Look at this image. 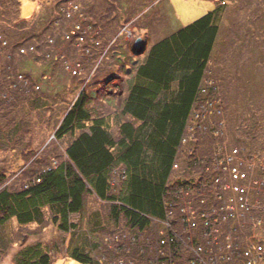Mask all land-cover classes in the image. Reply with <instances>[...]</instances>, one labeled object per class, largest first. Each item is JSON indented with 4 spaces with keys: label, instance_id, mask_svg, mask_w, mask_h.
<instances>
[{
    "label": "rangeland",
    "instance_id": "rangeland-1",
    "mask_svg": "<svg viewBox=\"0 0 264 264\" xmlns=\"http://www.w3.org/2000/svg\"><path fill=\"white\" fill-rule=\"evenodd\" d=\"M60 3L56 13L52 7L57 0H0V19L7 20L5 14L17 4L19 20L49 14L46 19L58 18L45 39L23 38L24 49L10 54L12 38L0 29V191L20 192L67 159L74 137L61 140L55 133L82 93L94 117H105L113 131L132 120L119 114L122 97L151 47L219 8V39L171 180H195L203 188L195 198L197 187L187 183L177 198L181 205L168 221L153 219L144 232L124 217L116 219L113 203L94 193L86 195L83 211L71 216L76 224L71 232L60 228L50 208L41 222L22 224L12 216L0 227V264H18L34 246L50 256L51 264H82L71 258L77 247L98 264H166L156 249L166 251L167 243L173 264H264V0ZM41 24L36 31H44ZM139 39L141 46L136 45ZM240 123L253 126L256 136L246 150L228 136ZM123 172V167L112 171V193L120 191ZM236 224L252 230L243 247L235 241ZM37 259L33 264H39Z\"/></svg>",
    "mask_w": 264,
    "mask_h": 264
},
{
    "label": "trees",
    "instance_id": "trees-1",
    "mask_svg": "<svg viewBox=\"0 0 264 264\" xmlns=\"http://www.w3.org/2000/svg\"><path fill=\"white\" fill-rule=\"evenodd\" d=\"M60 1L52 7L53 12L60 13ZM20 7L21 4H17L14 12L5 14L7 20L0 19V29L12 38L13 48L8 54L19 51L24 45L20 42L23 38L27 37L25 41L45 39V33L58 22L56 17L46 19L52 17L51 14L37 15L32 21L19 20ZM218 10L208 12L151 47L145 62L137 68L135 82L129 83L122 97L119 114L132 120L122 122L117 131L109 128L105 117H94L88 97L82 93L55 133L61 140L67 135L74 137L66 149L67 159L41 172L37 182L20 192L0 191V227L12 216L22 224L41 222L45 209L50 208L60 228L71 232L76 229V224L70 221L71 216L81 213L86 195L94 193L113 203L112 214L116 219L124 217L128 224L144 232L153 219L168 221L175 208L180 207L177 198L187 183L191 189L197 187L192 197H200L197 189L199 192L203 188L201 182L172 183L171 180L219 39ZM3 20L7 25L2 23ZM39 23L44 27L42 32L36 31ZM240 124L234 127L236 132H229L228 136L246 150L249 140L256 136L253 126ZM192 163L197 166L195 161ZM118 167L124 168V181L120 191L112 193L111 174ZM167 196L174 201L168 202ZM214 201L215 198L210 202ZM232 230L238 247H243L245 237L252 234L250 228L241 224H236ZM166 240L167 237L161 241ZM170 240L173 238L168 242ZM167 244L166 251L159 253L158 247L155 251L164 263L168 264L169 260L173 264L175 255L172 256L173 251ZM36 248H28L18 264H33V258H38L39 264H51L50 256L40 254ZM71 258L82 264H98L90 253L78 247L72 250Z\"/></svg>",
    "mask_w": 264,
    "mask_h": 264
},
{
    "label": "bare ground",
    "instance_id": "bare-ground-1",
    "mask_svg": "<svg viewBox=\"0 0 264 264\" xmlns=\"http://www.w3.org/2000/svg\"><path fill=\"white\" fill-rule=\"evenodd\" d=\"M21 49H24V48H21ZM2 55H5V53H2ZM21 55V57L23 56L22 54H20ZM238 173H243L242 171H240L239 172V170L237 171ZM244 175V174H243ZM240 179L239 180H246L247 179V177L246 176H244V177H239ZM255 182H256V184L258 183V187L261 189V190H263L262 188H261V186H260V183H262V182H260V180H255ZM261 185H263V183L261 184ZM248 192V191H247ZM249 192H251L250 190H249ZM258 206V205H257ZM254 245L256 244V243H253ZM259 245V244H258ZM258 253V252H257Z\"/></svg>",
    "mask_w": 264,
    "mask_h": 264
},
{
    "label": "water",
    "instance_id": "water-1",
    "mask_svg": "<svg viewBox=\"0 0 264 264\" xmlns=\"http://www.w3.org/2000/svg\"><path fill=\"white\" fill-rule=\"evenodd\" d=\"M141 43H142V40L141 39H139L138 41H136V45L137 46H141Z\"/></svg>",
    "mask_w": 264,
    "mask_h": 264
}]
</instances>
